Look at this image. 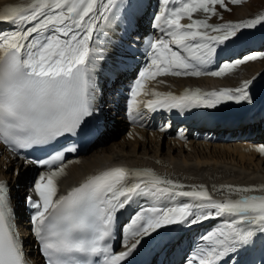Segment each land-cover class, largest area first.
<instances>
[{"label":"snow or ice","instance_id":"snow-or-ice-1","mask_svg":"<svg viewBox=\"0 0 264 264\" xmlns=\"http://www.w3.org/2000/svg\"><path fill=\"white\" fill-rule=\"evenodd\" d=\"M158 5L153 26L162 35L145 41L146 63L129 87V117L135 121L141 105L152 112H185L215 109L226 102L253 103L251 80L219 91L186 89L180 95L156 91L149 82L163 76L222 77L240 65L264 59V52L249 54L223 62L216 71L207 70L222 51L244 38L245 30L264 26V16L213 25L208 19L219 15L217 6L230 11L228 0H158ZM138 8L139 0H21L0 8V23L12 26L0 29V142L15 151L51 147L67 136L94 135L98 129L93 118L100 111L97 62L106 51L98 46L101 34ZM197 13L204 18H196ZM185 19L189 22L183 23ZM133 43L130 53L135 52ZM148 96L153 98H141ZM76 150L75 145L63 146L35 161L48 170L33 182L38 199L26 200L46 264H123L142 240L160 230L210 219L222 224L200 237L204 246L188 264H222L264 237V186L228 185L217 189L223 193L217 200L204 185L185 190L188 186L150 169L114 167L57 195L59 180L66 175L65 154ZM256 150L264 154V145ZM178 198L187 202L177 203ZM133 204L138 207L121 228L126 250L117 253L110 241L118 213ZM0 264H29L4 183H0Z\"/></svg>","mask_w":264,"mask_h":264},{"label":"bare ground","instance_id":"bare-ground-1","mask_svg":"<svg viewBox=\"0 0 264 264\" xmlns=\"http://www.w3.org/2000/svg\"><path fill=\"white\" fill-rule=\"evenodd\" d=\"M20 2L21 0H0V8ZM263 5L264 0H250L244 7L238 9L235 19L248 20L251 16L249 11L252 10L253 7L262 8ZM182 22L188 23L189 21L185 19ZM208 22H210V19H208ZM259 27L260 26H258V28ZM258 28L245 30L244 38L240 41L243 42L252 37L264 39V28ZM111 63L113 66L109 68L111 72L110 76H104L101 80L102 84H99L97 87V106L100 109L98 113L101 116L102 123L108 127V131L106 134L100 135V137L88 148L92 149L95 144L99 145L94 148V150L91 152L89 150L88 152L85 151L87 152L86 154H79L75 157L68 158L64 162L66 175L59 180L57 195L67 194L71 188L79 186L86 177L114 167H125L131 170L150 169L162 177L178 181L188 186L185 190H190L191 186L204 185L217 200L223 198V193L218 192L217 189H221L228 185L264 186V157H262V159L258 158L257 156L261 153L256 150L259 146L264 145V132H261L258 126L257 129L252 128L254 126L250 127L251 130L249 129V131L245 133L244 130L239 133L236 131H229L230 134L227 141L219 139L220 141L214 143L200 140L180 142L172 137H167L168 145L166 149L164 148V135L157 132H146V130L132 127L131 132L129 134L127 133L126 136L124 135L121 139L105 143V136L111 133L113 129H116L119 125L126 127L122 118H119L121 116L113 118L112 115L114 113L120 114V92L124 85V83L121 84L120 82H124L128 74L127 72L114 74L118 68L114 58H111ZM241 72L243 74L239 76ZM262 76H264V62L260 61L244 66L243 70L237 69L234 74L225 78L163 77L158 79L155 83L150 84L149 87L161 93L171 92L176 95L182 94L186 89L196 88L204 92H211L219 91L223 88L239 87L245 80L253 78L252 81H255ZM262 84H264V81L259 83V86ZM249 92L250 95L254 97L255 90L249 89ZM226 103L222 104L223 110L226 108ZM256 103L264 108V99L262 96L256 97ZM247 115L248 114H246V116ZM119 120L121 123H116V121ZM223 123L224 122L214 123L212 126H221ZM196 129L197 132L209 130L206 126H197ZM225 134L226 131L224 135ZM196 147L205 149L213 148L212 154L221 155L222 159H205L201 156L202 152L197 151ZM184 148L193 153H185L186 149ZM247 150L253 153L251 157L237 154ZM247 159L252 162L253 167L249 166L251 164L247 163ZM3 167H6V169ZM14 168L15 175L13 177L10 172H12L11 170ZM41 173L42 172L39 174ZM39 174L35 172L30 164L18 161L15 156L6 152L0 145V183L6 184L8 188L10 204L16 216L17 214L19 215L18 208H21L18 206L17 201L12 200L13 196L11 194L21 196L22 192L25 191V195L35 196L33 182ZM25 179L28 180L24 189ZM11 180H13L12 185L10 184ZM255 194L261 193L257 192ZM36 197L38 198L37 195ZM143 203V201L140 202L141 205ZM137 207V204H133L131 207L118 213L117 236H120L121 239V228L128 224L130 217L134 214ZM14 221L17 225L19 237L23 241L26 258L29 264H41L40 259L34 256V254L36 255L37 249L35 247L36 243L32 231L33 227L28 231V228L31 226L30 223H28V219L26 218V222H22V225H24L23 227L21 226V221H18L17 218H14ZM215 221L216 219H210L195 226H173L160 230L159 235L154 234L152 238H147V241L153 246V249L148 253V257H154L160 252L157 250V247H161L164 251L162 253L164 264H172V250L180 252L182 256H185L186 252L191 248L193 254L198 247H200L197 246V244L204 243L200 237L204 233L217 228L212 226ZM189 232H195L194 236L190 239H186V241L181 240L182 242L178 243V241ZM259 240V245L246 264H261V262L264 261V237H259ZM27 244L31 246L29 249L26 247ZM243 252L244 251H241L240 253ZM232 258H234V256L229 258V260ZM223 263L226 264V259Z\"/></svg>","mask_w":264,"mask_h":264},{"label":"rangeland","instance_id":"rangeland-1","mask_svg":"<svg viewBox=\"0 0 264 264\" xmlns=\"http://www.w3.org/2000/svg\"><path fill=\"white\" fill-rule=\"evenodd\" d=\"M248 1H250V0H246V1H244L243 3H241V4H232L231 2H230V0H228V8L230 9V11H225L224 9H222V8H220L219 6H217V9H218V12H219V15L218 16H213V17H211V18H209L210 19V24H213V25H218V24H222V23H240V22H243V21H245V20H241V19H235V16H236V14L238 13V9H240V8H242V7H244L247 3H248ZM261 9V10H260ZM249 13L251 14V16H250V18L249 19H252V18H256L257 16H264V5L262 6V8H259V7H253L252 8V10H250L249 11ZM195 16H196V18H204V16H203V14H201V13H197V14H195ZM222 17V18H221ZM258 28V27H257ZM259 28H264V26H260ZM258 28V29H259ZM259 53H261V52H259ZM252 54H258V53H252ZM264 62V59H257V60H254V61H250V62H247L246 64H244V65H241V66H239L237 69H244V66H246V65H248V64H250V63H255V62ZM236 69V70H237ZM235 72V71H234ZM234 72L233 73H231V74H228V75H225V76H222L221 78H225V77H228V76H230V75H232V74H234ZM242 72L239 74V76L241 75L242 76ZM252 79L253 78H251L250 80L252 81ZM125 80H127V78L125 79ZM125 80H124V82H120L121 84L122 83H125ZM252 82H254V81H252ZM120 106H122V100H121V103H120ZM117 116H119L118 114H116V115H114V116H112L113 118H115V117H117ZM119 118H121V117H119ZM116 123H121V121L119 120V121H116ZM131 128L132 127H128L127 125H126V127H124V126H121V125H119L116 129H113V131L111 132V133H109L107 136H105V138H104V142L106 143V142H111V141H116V140H119V139H121L124 135L126 136V134L128 133H130L131 132ZM147 132V131H146ZM189 141V140H188ZM187 141V142H188ZM190 141H192V140H190ZM227 141V140H226ZM193 142V141H192ZM229 142V141H228ZM211 143H214V142H211ZM168 145V139H167V137H165V149H166V146ZM97 146H99V145H96L95 144V146L90 150V149H87L86 151L88 152V150L91 152L92 150H94V148H96ZM164 149V150H165ZM184 149H186V148H184ZM196 150L197 151H201L202 152V157L203 158H205V159H222V156L221 155H217V154H212V151H213V148H209V149H205V148H201V147H196ZM208 151V152H207ZM87 152H85V153H82V155H84V154H86ZM205 152V153H204ZM185 153H193V152H191L190 150H185ZM200 153V152H199ZM210 153V154H209ZM238 155H240V154H243V155H245V156H247V157H251L252 155H253V153L252 152H250V151H244L243 153H237ZM214 155V156H213ZM213 156V157H212ZM216 156V157H215ZM219 157V158H218ZM258 158H260V159H262V157H264V154H260L259 156H257ZM264 160V159H263ZM247 161V163H249V164H251V165H249L250 167L252 166V162L249 160V159H247L246 160ZM253 167V166H252ZM4 168V167H3ZM4 169H6V167L4 168ZM15 168L14 169H12L11 171L12 172H10V173H12L11 174V176H13L14 177V175H15ZM27 180L28 179H25L24 180V189H25V187H26V185H27ZM12 181L13 180H11L10 181V184L12 185ZM25 191L24 192H22V194H21V196H15L14 194H11L13 197V199L12 200H14V201H17V203H18V206L21 208V209H19L18 208V211H19V213L20 214H23V212H22V209H23V207H22V200H24V198H23V196L25 195ZM22 222H26V218H25V220L24 221H21V226L23 227L24 225H22ZM25 227H27V226H25ZM22 230H23V228H22ZM27 231V230H26ZM26 247L29 249L31 246L30 245H26ZM34 256L35 257H37L35 254H34Z\"/></svg>","mask_w":264,"mask_h":264}]
</instances>
